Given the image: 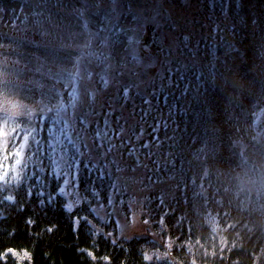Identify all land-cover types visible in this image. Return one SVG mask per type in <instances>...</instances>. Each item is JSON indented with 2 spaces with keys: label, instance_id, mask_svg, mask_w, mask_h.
<instances>
[{
  "label": "trees",
  "instance_id": "16d2710c",
  "mask_svg": "<svg viewBox=\"0 0 264 264\" xmlns=\"http://www.w3.org/2000/svg\"><path fill=\"white\" fill-rule=\"evenodd\" d=\"M28 2L0 0V99L3 94L10 96L2 86L10 76L13 57L20 53L14 50L21 40L18 34H27L31 49L25 53L31 55L30 68L35 74L51 62L38 43L43 34L27 31L32 16L40 17L30 11ZM194 5L197 27L213 32L221 24L228 36L215 41L206 35L197 45L198 54L190 45L178 46L180 57L136 96V103L148 115L143 121L145 134L121 140L115 157L125 159L133 171L139 170L143 185L154 186L155 192L144 198V214L151 218L152 229L142 237L121 236L111 201L115 198L117 206L128 207L126 201L136 198L117 193L116 174L109 171L114 165L113 151L100 163L87 157L94 146L113 145L117 135L109 141L111 126L119 128L115 122L120 115L109 110L111 104L106 100L102 111L93 113V122L84 125L87 130L82 129V135H56L68 124L57 123L50 114L75 98L81 81L68 86L62 82L60 87V81L54 80V96L38 107L41 113L31 140L33 148L28 151L34 154L29 165L12 171L8 170L12 160L0 165V264H264V199L260 206H248L240 184V177L264 184L260 175L264 174V135L256 140L257 127H264V97L255 98L253 89L243 88L249 80L264 88V75L243 67L248 73L241 78L225 77V73L233 74L234 67H241L240 53L251 62L256 50L264 55V0H198ZM56 6L52 5L54 12ZM12 8L19 10V17L3 22L1 13L8 15ZM135 14L134 10L121 12L116 23L112 16L109 35L113 45L127 39L123 25H130ZM116 29L122 33L118 35ZM76 52L83 55L79 49ZM122 86L119 98L131 105L125 95L128 86ZM236 95L235 104L248 105L254 99L247 128L227 117L226 104ZM42 96L46 92L40 90ZM7 135L1 125L0 159ZM92 137L103 141L94 143ZM21 139L14 140L15 151L22 149ZM57 164L62 168L59 175ZM172 180L177 182L175 194L155 188ZM102 200L110 201L104 211ZM217 228L220 239L215 237ZM169 236L175 246L164 243ZM154 251L166 258H150L148 254Z\"/></svg>",
  "mask_w": 264,
  "mask_h": 264
},
{
  "label": "rangeland",
  "instance_id": "374dc122",
  "mask_svg": "<svg viewBox=\"0 0 264 264\" xmlns=\"http://www.w3.org/2000/svg\"><path fill=\"white\" fill-rule=\"evenodd\" d=\"M28 1L27 6L30 11L40 15V17L32 16L33 19L27 23V31L43 34V40L38 43L41 46V52L48 56L51 62L43 64L39 73L35 74L30 68L31 55L25 53L31 49L25 40L26 32L18 34L21 35L20 41L16 43L13 41L16 45L15 52L20 53L19 56L13 57V68L9 69L10 76L2 86V89L8 88L10 96L3 94L0 99V129L3 125V130L8 134L5 142V154L0 159V165L10 159L12 161L9 162L8 170H18L20 167L27 168L29 159L34 156L28 151L33 148L31 140L36 129L38 130L37 119L41 113L38 107L54 96L52 81H60V87L62 82L68 86L81 81V86L74 93L75 98L70 103L65 104L62 110L50 114L57 123L66 121L68 124L56 135H82V129L87 130L84 125L93 122V113L102 111L106 105V100L110 102L109 110L117 113L120 117L115 122V124H119V128L114 129L113 126L115 125L111 126L109 141L113 139V134L117 136L112 141V147L98 149L94 146V148L89 149L87 157L93 162L100 163L109 158L108 154L113 151L114 158L111 160L114 165L109 166L111 169L109 171L116 174L117 193L121 197L129 195L133 199L136 198L134 201H126L129 208L117 206L115 198L112 199L111 207L117 222L115 226L120 230L123 237L147 235L152 229L150 227L152 220L147 214H144L146 211L144 198L146 200V195L155 192L154 186L151 184L148 188L143 185L144 180L141 179L139 170L133 171L125 159L120 161V159L115 158L118 155L119 147L122 148L121 140H135L134 134L138 135L137 138L145 134L146 126L143 121L144 116L148 115L143 112L142 105L136 103V96L138 92H145L148 84L161 76L166 67L172 66L174 59L180 57L178 46L180 47L185 43L193 47L195 53L198 54L197 45L206 35H212L213 40L216 41L226 38L228 33L221 24L216 26L213 32L204 31V26L197 27L198 12L195 14L197 8L194 4L198 0H48V5H43V0ZM54 4H57L56 12L52 7ZM129 10L136 11V14L133 16L130 25L126 23L123 25L125 28L123 38L127 37V39L119 46L113 45L111 35H109L112 27V16L116 23L117 16L121 12ZM118 11H120L119 14H117ZM95 15L98 17L95 18ZM1 16L3 22L9 19L16 21L19 17V10L12 8L8 15L2 12ZM126 20L127 18L124 21ZM148 25L155 26L161 36L164 45L161 53L151 51L144 43ZM116 33L120 35L122 32L116 29ZM78 49L82 51L83 55L78 56L76 52ZM72 57L77 58L72 60ZM238 59L241 67H234L231 70L233 73L231 76L225 73L227 79L230 77L232 81H235L239 75L243 76L248 73L247 70L264 75L263 51L258 52L256 50V56L252 62L244 52L239 54ZM232 64L235 63L232 62ZM138 69L141 70L137 71ZM50 70L53 72H49ZM71 75L73 80H71ZM239 77L241 78V76ZM242 81L244 83V80ZM248 82L247 85L243 84L244 89H253L255 98L264 97L262 86L251 80ZM124 83L128 86V92L125 94L127 95L126 99H130L131 105L125 103V99L119 98V92L122 91L121 87ZM238 87L242 88L240 84ZM40 90L46 92V97H39ZM12 93L21 94L30 100H24L23 97L20 98ZM33 100H39V102L33 103ZM233 100H238L237 95L236 99L233 98L226 104L227 117L235 125L240 124L247 128L249 126L247 125V113L252 108L254 99L248 105H242L241 102L235 104L232 102ZM260 118L261 115L259 114L256 122ZM257 129L259 136L256 140L261 139L264 135L262 125ZM20 138H22V149L15 151L12 148L14 140L19 141ZM89 139H92L94 143L96 139L103 141L101 137ZM117 140L120 142L117 143ZM53 151L54 149L51 152L53 153ZM61 162L64 163L63 157H61ZM243 167L250 168L249 165ZM61 169L57 164L56 173L58 175ZM260 175L264 176V174ZM240 178V184L245 188L242 193L244 192L246 195V204L248 206H260L264 199V184L262 182L257 184L254 178L249 180ZM176 184L177 182L172 180L159 184L155 188L172 195L176 192ZM109 202V200H102L103 211L108 207ZM103 211H100L99 214ZM219 230V228L216 229L215 235L218 239L221 238ZM164 243L171 247L176 245L171 236ZM148 255L150 258H166L165 254L158 253V251L150 252Z\"/></svg>",
  "mask_w": 264,
  "mask_h": 264
},
{
  "label": "water",
  "instance_id": "95a60500",
  "mask_svg": "<svg viewBox=\"0 0 264 264\" xmlns=\"http://www.w3.org/2000/svg\"><path fill=\"white\" fill-rule=\"evenodd\" d=\"M154 32V33H153ZM145 45L153 52H162L164 45L160 34L157 32L156 27L148 25L146 27V35L144 36Z\"/></svg>",
  "mask_w": 264,
  "mask_h": 264
},
{
  "label": "snow or ice",
  "instance_id": "6c2138e0",
  "mask_svg": "<svg viewBox=\"0 0 264 264\" xmlns=\"http://www.w3.org/2000/svg\"><path fill=\"white\" fill-rule=\"evenodd\" d=\"M38 143V142H37ZM17 163H19V161H17Z\"/></svg>",
  "mask_w": 264,
  "mask_h": 264
}]
</instances>
